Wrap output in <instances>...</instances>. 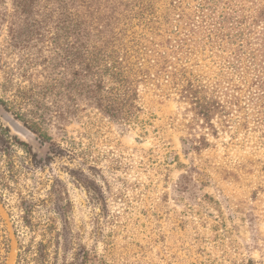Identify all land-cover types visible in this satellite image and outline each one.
<instances>
[{
  "label": "rangeland",
  "instance_id": "rangeland-1",
  "mask_svg": "<svg viewBox=\"0 0 264 264\" xmlns=\"http://www.w3.org/2000/svg\"><path fill=\"white\" fill-rule=\"evenodd\" d=\"M45 3L0 0V124L26 145L0 146V264H40L39 244L41 264H264V19L259 72L224 76L241 108L213 130L153 79L129 122L105 115L97 78L58 57L53 23L37 29Z\"/></svg>",
  "mask_w": 264,
  "mask_h": 264
},
{
  "label": "trees",
  "instance_id": "trees-1",
  "mask_svg": "<svg viewBox=\"0 0 264 264\" xmlns=\"http://www.w3.org/2000/svg\"><path fill=\"white\" fill-rule=\"evenodd\" d=\"M39 1L19 0V5L28 14ZM45 2L40 9L43 20L35 23L37 29L53 23L48 33L53 35L51 45L61 51L58 57L70 58L72 64L79 62L84 78H97L87 93L114 120L127 123L134 117L136 86L153 79L172 86L209 128L216 130V118L227 127L233 107L241 108V100L234 96L230 102L221 101L224 76H236L247 85V76L259 72L251 41L253 28L264 19V0ZM139 26L142 31L133 32ZM164 26L168 37L158 41ZM234 89L243 91L237 86ZM13 143L26 146L0 124L4 154H9ZM23 220L30 224L28 213ZM45 249L39 244L40 264Z\"/></svg>",
  "mask_w": 264,
  "mask_h": 264
},
{
  "label": "water",
  "instance_id": "water-1",
  "mask_svg": "<svg viewBox=\"0 0 264 264\" xmlns=\"http://www.w3.org/2000/svg\"><path fill=\"white\" fill-rule=\"evenodd\" d=\"M6 128V127H5ZM7 129H9V128H7ZM10 131V130H9ZM10 133H11V131H10ZM19 139V138H18ZM20 140V139H19ZM21 141V140H20ZM23 142V141H22Z\"/></svg>",
  "mask_w": 264,
  "mask_h": 264
}]
</instances>
